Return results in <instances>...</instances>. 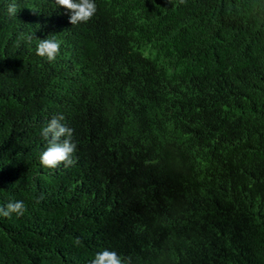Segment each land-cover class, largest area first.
<instances>
[{"label": "trees", "instance_id": "1", "mask_svg": "<svg viewBox=\"0 0 264 264\" xmlns=\"http://www.w3.org/2000/svg\"><path fill=\"white\" fill-rule=\"evenodd\" d=\"M94 2L0 0V264H264V0Z\"/></svg>", "mask_w": 264, "mask_h": 264}, {"label": "clouds", "instance_id": "2", "mask_svg": "<svg viewBox=\"0 0 264 264\" xmlns=\"http://www.w3.org/2000/svg\"><path fill=\"white\" fill-rule=\"evenodd\" d=\"M183 2V0H182ZM56 3L67 10L71 25H75L90 20L97 11V5L94 0H56ZM8 13L17 14L15 3L9 4ZM27 39H31L28 37ZM60 43L55 39H40L37 44L36 53L41 57H46L49 62L54 61L59 54ZM65 118L63 114L53 116L42 129V136L47 141V148L40 155V163L47 168H57L63 164L65 167L73 165L76 161L73 159V153L77 145L72 141L73 129L62 124ZM64 138L63 140L61 138ZM26 211L23 201H9L6 205L0 206V216L11 217L13 213L17 216L23 215ZM80 243L79 239L76 241ZM89 264H130V258L127 262L121 259V256L115 251L104 249L97 252L94 259Z\"/></svg>", "mask_w": 264, "mask_h": 264}]
</instances>
